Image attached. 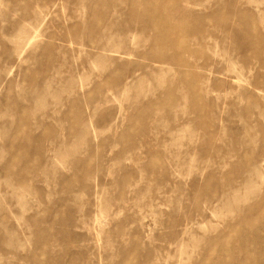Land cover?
I'll return each instance as SVG.
<instances>
[{
  "label": "rangeland",
  "instance_id": "obj_1",
  "mask_svg": "<svg viewBox=\"0 0 264 264\" xmlns=\"http://www.w3.org/2000/svg\"><path fill=\"white\" fill-rule=\"evenodd\" d=\"M150 2L185 10L201 99L136 57L146 0H0V264H264V0Z\"/></svg>",
  "mask_w": 264,
  "mask_h": 264
},
{
  "label": "bare ground",
  "instance_id": "obj_2",
  "mask_svg": "<svg viewBox=\"0 0 264 264\" xmlns=\"http://www.w3.org/2000/svg\"><path fill=\"white\" fill-rule=\"evenodd\" d=\"M133 2L134 0H126V5L128 6L129 13L130 7L133 5ZM145 11L147 12V16L144 19H141L143 20L142 27L145 31H148V33L153 37V40L148 46V48L143 52H139L136 57L147 58L148 60H151V57L149 55H158L160 60L159 62L165 66L166 70L173 68L175 72L181 73V75H183V77L185 78V86H179L178 88V90H181L178 97V102H183L188 99L192 101L196 99H201V94L199 92L197 93L195 90L192 89L193 86H196L197 84L205 88V90L207 91L205 95H207L210 90L208 88L211 74H214L215 71L211 67L210 69H208L205 68V66H200L203 69L202 75L198 76L195 72L190 71V67L195 64V60H192L190 62L188 59L186 60L184 55H187L188 57H193L195 56L196 52L195 50H192L190 47H188V43L186 44L185 39H181L180 41L177 40L178 37H185V34H188L185 32V28H187L188 26V23H186L183 18L185 15L181 16L180 14L181 11L185 10L177 5L166 9L165 6L160 7L150 2V0H146ZM171 13H173V15ZM155 17H158V19H155ZM134 19H137V15H134ZM135 22L137 23L138 27H141L140 23L137 20ZM189 25L191 26L192 23ZM196 26L191 27L193 31H196ZM88 29H95V22L90 23ZM161 44L166 45L167 48H162L160 46ZM100 47L101 49H103V45ZM182 49L183 52H181ZM217 57V53L212 54L213 60ZM228 60H226V62H228ZM124 66L125 64L122 62L117 64L113 72L105 75L104 79L99 80V82L101 83L104 80L112 79L113 74ZM236 79L240 80L241 77L236 76ZM184 87L186 88V90L183 92ZM165 99L171 101L173 100V96L169 94L168 97ZM139 130L140 128L135 125L133 127H129L127 130L120 134V140L123 142H128L129 137L132 135L131 132ZM173 136L175 137V135H172L170 141L173 140ZM190 138L191 140L189 141V143L192 142V137ZM21 151L22 150L14 154L18 156L20 155ZM13 167L14 162L11 160H9L8 163H6L4 166L5 169H12ZM100 194L102 195L103 192L101 191ZM97 203V210L92 217L90 227L94 232L95 240L98 243H101L104 242V240L102 241L101 233L104 232V226L108 223L109 212L107 210V206L101 202L100 196L97 199ZM251 211L252 210H249V212ZM254 217L255 215L253 213V218ZM251 218L252 215L250 213H246V216L242 220L247 222ZM186 231L187 230L185 228L182 229L181 234L185 233ZM176 249L179 254L183 252V248L181 245H178ZM208 255L209 253H207L206 256ZM120 264H126V262H121Z\"/></svg>",
  "mask_w": 264,
  "mask_h": 264
}]
</instances>
